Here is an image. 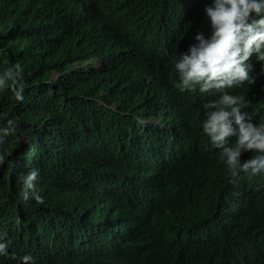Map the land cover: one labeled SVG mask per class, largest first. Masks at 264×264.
<instances>
[{
    "label": "trees",
    "instance_id": "trees-1",
    "mask_svg": "<svg viewBox=\"0 0 264 264\" xmlns=\"http://www.w3.org/2000/svg\"><path fill=\"white\" fill-rule=\"evenodd\" d=\"M208 2L0 0V72L19 64L25 88L0 90V126L17 127L0 145V264H264V179L225 172L202 132L214 97L177 87ZM253 63L256 83L229 91L259 124ZM33 168L43 204L19 199Z\"/></svg>",
    "mask_w": 264,
    "mask_h": 264
},
{
    "label": "clouds",
    "instance_id": "clouds-1",
    "mask_svg": "<svg viewBox=\"0 0 264 264\" xmlns=\"http://www.w3.org/2000/svg\"><path fill=\"white\" fill-rule=\"evenodd\" d=\"M203 14L210 30H197L194 43L186 51L176 53L174 68L179 76L177 87L183 92H199L214 97L203 103L205 119L202 132L205 144L213 152L225 172L240 177L264 179V123H253L246 110L249 101L229 89L251 87L256 83L252 75L255 61L264 64V0H209ZM2 51V50H0ZM98 67V62L85 61ZM83 64V65H84ZM23 69L10 65L0 72V90L9 89L16 101L24 99ZM13 119L0 126V145L9 136H16ZM25 141L28 133H23ZM4 160L0 153V162ZM39 168H33L20 179L19 199L26 203H44L38 191ZM239 184V185H240ZM0 232V256L9 255L11 241ZM22 264H32L31 254L20 258Z\"/></svg>",
    "mask_w": 264,
    "mask_h": 264
},
{
    "label": "rangeland",
    "instance_id": "rangeland-1",
    "mask_svg": "<svg viewBox=\"0 0 264 264\" xmlns=\"http://www.w3.org/2000/svg\"><path fill=\"white\" fill-rule=\"evenodd\" d=\"M84 66H88V63H85Z\"/></svg>",
    "mask_w": 264,
    "mask_h": 264
}]
</instances>
